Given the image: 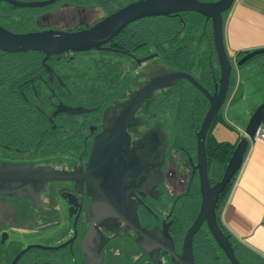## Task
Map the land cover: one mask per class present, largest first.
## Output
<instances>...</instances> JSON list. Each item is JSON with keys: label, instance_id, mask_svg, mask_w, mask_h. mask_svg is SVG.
<instances>
[{"label": "flooded vegetation", "instance_id": "flooded-vegetation-1", "mask_svg": "<svg viewBox=\"0 0 264 264\" xmlns=\"http://www.w3.org/2000/svg\"><path fill=\"white\" fill-rule=\"evenodd\" d=\"M5 3L0 1V4ZM99 3L107 8L105 13L99 12ZM119 6L113 8L107 0H57L40 7L22 29L13 30L5 19L0 20V24L18 32L48 28L74 30L90 26ZM115 38L112 37L100 48L52 53L45 62L42 61L45 54L40 50L17 51H35L40 57L37 67L23 76V83L34 92L30 98L44 117V131L59 135L60 145L57 150L42 152L12 145L0 137V161L53 166L74 174L68 178L48 179L36 187L5 181L8 183L6 188L12 191H0V264H179L173 261L167 249L173 244L175 251L181 252L184 233L194 220L201 200L199 175L194 168L195 132L199 126L193 132V139L188 141L175 111L165 112L166 100L172 98L167 94L179 85L180 79L174 84L154 89L153 95L144 98L138 105L126 126L137 149L124 150L116 157L120 162H136L137 166L129 167L123 175L124 178L129 175L136 179L127 178L130 185H122L125 192L103 193L108 198H116L128 191L136 203L139 232L133 227L135 224L131 226L114 214L93 220L96 214L90 208L92 196L101 194L90 180L83 177L81 170L89 159L95 135L102 130L105 109L115 101L126 100L136 83L145 81L135 79L138 74L149 70L160 71L165 66L178 70L166 62L157 47L141 45L124 48L116 45ZM92 52L99 58L96 57L97 61L90 64L92 72L86 73V69L81 68V75L85 78L93 76L94 81L102 84L98 88L79 89L76 93L70 87L69 69L63 71L68 65L65 60L72 61L79 53ZM0 53L14 52L0 50ZM113 54L128 62L129 66L124 64L125 67L132 66L131 75L129 69L119 74L121 64L113 62ZM149 54L154 56L144 59ZM72 66L69 64L68 67L71 69ZM25 73L18 66L13 79L21 81ZM5 75L4 69L0 72L1 81ZM113 82L116 83L114 92ZM64 105L80 107L81 111L67 112L62 109ZM157 122L164 132V147L159 146L151 154L139 151L141 144H137L138 140ZM179 138L182 140L177 141ZM148 161L144 168L142 162ZM207 163L208 175L213 183L218 178L212 180L208 157ZM22 187L27 190L23 191ZM92 229L94 234L90 236Z\"/></svg>", "mask_w": 264, "mask_h": 264}, {"label": "water", "instance_id": "water-1", "mask_svg": "<svg viewBox=\"0 0 264 264\" xmlns=\"http://www.w3.org/2000/svg\"><path fill=\"white\" fill-rule=\"evenodd\" d=\"M0 1H5L18 7H43L57 0ZM233 2L234 0H130L90 26L74 30L48 28L18 32L0 24V50L9 52L28 49L40 50L45 54L42 59L45 62L52 53L100 48L103 43L115 37L129 23L144 17L196 11L210 21L212 43L219 67V74L214 76L213 79V89L207 88L190 72L175 70L169 66H165L160 71L149 70L147 73L138 74L135 79L142 78L145 81L141 84L137 82V85L133 87L132 94L126 100L115 101L105 109L102 130L95 135L89 159L85 168L81 170L83 177L90 180L96 191L100 190L101 194V196H98L95 193L92 196L90 208L96 214L93 220L110 217L114 214L129 225L131 224V226L135 224L133 227L139 232L136 203L128 195V191L126 195H118L116 198H108L103 194L121 190L125 192L126 190H124L122 185L129 186L128 179H136L130 178L129 175L127 176L128 179L123 177L129 167L134 168L137 166L135 161L126 160L125 162H120L116 160L117 155L122 151L127 149L134 151L137 149V146L135 147L136 142L131 141L126 126L133 118V114L141 101L146 97H151L153 90L158 87L171 85L179 79L185 78L200 90L208 100L207 110L195 132L196 164L194 168L197 169L199 175L201 200L194 220L184 233L181 252L175 251L173 244L167 249L172 255L173 261L179 264H195L193 239L203 224L206 225L229 263L240 264L230 239L231 234L224 232L219 224L216 205L221 191L237 174L243 162L249 137H254L257 128L264 122V99L252 111L245 127L246 135L241 136L235 142L221 176L213 183H211L208 175L205 144L207 132L220 112L229 89L233 66L223 40V13L232 6ZM260 53H264V47L249 50L238 58L237 64H242ZM153 56L154 54H149L144 59H149ZM138 61L140 62V60ZM47 68L50 69L49 65H47ZM149 74L150 76L148 77ZM62 109L71 113L81 111L80 107L69 105H64ZM164 137V132L157 122L151 131L143 134V137L138 140L137 144H141L138 150L151 154L159 146L161 148L164 147ZM142 163L145 168L149 161ZM73 174L74 172L53 166H35L28 162L11 163L2 160L0 161V191L11 190L6 188L8 183H5V181H11V183H16L17 185L30 184L36 187L48 179L68 178ZM24 189L27 190V188L22 187L23 191ZM99 209L101 213H98ZM90 234V236L94 234L93 229Z\"/></svg>", "mask_w": 264, "mask_h": 264}, {"label": "trees", "instance_id": "trees-1", "mask_svg": "<svg viewBox=\"0 0 264 264\" xmlns=\"http://www.w3.org/2000/svg\"><path fill=\"white\" fill-rule=\"evenodd\" d=\"M37 7H18L10 4H0V20H7L13 30L22 29L39 12ZM185 12L171 15H157L140 18L125 26L117 35L116 45L121 47H157L166 62L177 69L189 71L192 65L191 46L194 36L190 34L196 27H203L204 32L211 37L210 21L198 13L197 18L188 19ZM192 24V26L190 25ZM190 25V30L186 27ZM264 54V53H263ZM39 55L35 51L25 53H0V72L6 70L4 80H0V137L12 145L21 148H32L42 152L57 150L60 137L52 132H45L42 127V117L34 100L30 98L33 90L24 86L23 77L40 63ZM20 66L21 81H15L13 74ZM214 74L209 63H204L200 80L207 88H213ZM1 79V77H0ZM28 80V79H27ZM187 80V79H186ZM29 82V81H28ZM189 86L182 88L178 85L167 95L172 98L166 100L165 112L175 111L188 141L193 139L194 131L199 126L207 110L208 100L190 81ZM195 88L198 94L192 90ZM196 95V97H195ZM196 101L193 102V99ZM220 113L214 119L206 135V152L211 169L212 180L219 178L224 170L230 153L235 145L226 140H217L211 133L213 124L219 119ZM235 177V176H234ZM234 177L221 191L217 201L216 211L218 221L224 232L229 233L223 226L219 214L224 206ZM235 254L240 264H264V260L249 248L239 243L230 235ZM195 264H222L221 257L226 258L217 245L206 225L200 228L193 239ZM229 261L226 258V263Z\"/></svg>", "mask_w": 264, "mask_h": 264}, {"label": "crops", "instance_id": "crops-1", "mask_svg": "<svg viewBox=\"0 0 264 264\" xmlns=\"http://www.w3.org/2000/svg\"><path fill=\"white\" fill-rule=\"evenodd\" d=\"M202 34L208 38L206 62L218 76L212 37ZM223 40L233 66L227 92L233 100L225 111L220 109L211 133L217 140L235 143L246 135L249 117L264 99V54L237 64L245 52L264 47V0H234L223 13ZM242 103L251 105L241 106ZM261 127L264 130V122ZM219 217L233 238L264 260V134L260 138L249 137L243 162ZM221 263H226L224 257Z\"/></svg>", "mask_w": 264, "mask_h": 264}, {"label": "rangeland", "instance_id": "rangeland-1", "mask_svg": "<svg viewBox=\"0 0 264 264\" xmlns=\"http://www.w3.org/2000/svg\"><path fill=\"white\" fill-rule=\"evenodd\" d=\"M128 0H107V4L110 5L111 7L115 8L116 6H119L120 4H122L123 2H126ZM7 4V3H6ZM99 5H101V7L98 9L99 12H103L105 13L107 8L106 7H103V5L101 3H99ZM61 6V5H60ZM37 8H40V7H37ZM199 12H196V11H186L184 13V15H186L188 17V19H191L193 18L192 15H194L195 17L194 18H197V15ZM192 26V24H190ZM190 25H188L186 27L185 30H183L185 33L186 30H190ZM202 31L204 32V29L203 27H196L194 30H192L190 32V34H192L193 36H195V39H194V42L191 46V56H192V65L191 67L189 68V71L191 74H193L195 77L199 78V79H202L201 78V72L198 71L197 68H204V63H206L207 61V57H206V52H205V47H206V44H207V41H208V38H206V36L204 34H202ZM263 53H260V54H257L253 57H251V60H255V59H252V58H257L258 56L262 55ZM107 56V55H106ZM96 57L99 58V55H96L95 53H79L77 55L74 56V59L72 61H69V60H65L67 61L68 65L66 67L63 68V71L64 70H68V72H70L71 74V79H70V87L71 89L74 91V92H78V90L80 89H85V88H89V87H100V84H102V82L100 81H94L92 78L93 76H90V77H87L85 78L83 75H81V68H83L84 70L86 69V73H89V72H92V67L90 66V64L92 63H95L97 61ZM96 60V61H95ZM116 61V62H120V66H121V71H119V74H124L127 72L128 70V73L129 75L132 74V71L130 68H132V66L130 68H127L125 66H129L128 65V62L125 61L124 58H122L121 56L117 55V54H113V62ZM69 64H72L74 66H72V68L70 69L68 66ZM125 64V66H124ZM77 67L76 70H74V68ZM78 67L80 69H78ZM127 69V70H126ZM178 70H182V69H178ZM184 70V69H183ZM81 75V76H80ZM187 80L185 78H181L180 79V87L184 88L189 86V84L186 82ZM116 83L113 82V92H114V88L116 87L115 85ZM190 87V86H189ZM192 90L195 92V94L197 95L198 92L196 91L195 88H192ZM195 95V97H196ZM232 97H226L222 107H221V110H224L226 109V107L232 102L231 101ZM233 100V99H232ZM196 101V98L195 100L193 99V102ZM245 105H251L250 103H242L241 106H245ZM258 105V104H257ZM255 109V108H254ZM154 115L156 116L157 113H154ZM182 138H179L177 141H181ZM226 260V258H225Z\"/></svg>", "mask_w": 264, "mask_h": 264}, {"label": "built area", "instance_id": "built-area-1", "mask_svg": "<svg viewBox=\"0 0 264 264\" xmlns=\"http://www.w3.org/2000/svg\"><path fill=\"white\" fill-rule=\"evenodd\" d=\"M264 134V130L263 128L261 127V125H259V127L257 128L256 132H255V136L254 137H262V135Z\"/></svg>", "mask_w": 264, "mask_h": 264}]
</instances>
